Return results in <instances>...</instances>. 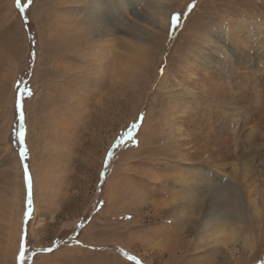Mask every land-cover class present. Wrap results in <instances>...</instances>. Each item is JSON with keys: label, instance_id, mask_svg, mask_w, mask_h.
<instances>
[{"label": "rangeland", "instance_id": "374dc122", "mask_svg": "<svg viewBox=\"0 0 264 264\" xmlns=\"http://www.w3.org/2000/svg\"><path fill=\"white\" fill-rule=\"evenodd\" d=\"M113 1L117 41L97 50L87 1L0 0V264H264V156L241 172L206 112L176 115L199 98L187 89L202 55L217 71L236 51L228 27L264 96V0ZM243 106L239 141L263 123ZM182 179L200 196L179 213ZM223 209L246 246L200 234Z\"/></svg>", "mask_w": 264, "mask_h": 264}, {"label": "bare ground", "instance_id": "6f19581e", "mask_svg": "<svg viewBox=\"0 0 264 264\" xmlns=\"http://www.w3.org/2000/svg\"><path fill=\"white\" fill-rule=\"evenodd\" d=\"M85 1H87L86 4H87L88 19H91L89 24H90V27L92 28L91 29L92 30L91 33L93 35L92 43L95 45V48L98 50V49H101L100 47L104 44H110V43H113V41H117L116 36H115V24L118 25L117 15L119 14V17L123 15L125 12L124 9L123 10L121 9L119 12H116L115 8L117 4L113 0H106L105 3H98L96 0H76V3L79 4ZM237 29L238 28L236 27L235 28L228 27L226 30V33H224V36L229 39V42H231L230 43L231 49L235 48L236 51L234 52L231 51L230 59L228 60L222 59V63L219 65V69L217 71L213 70L212 68L213 66H209L210 59L206 58L207 54L202 55L201 63H198L199 69L196 67H195L196 68L195 71L193 69L192 74L189 78L191 80V84L188 85L189 88L187 89V93L190 96L198 95L199 98H197L195 102H192V106L182 107L180 109L182 110L181 113L176 112V115H179V118H181L183 121L186 118V116H189L190 114L193 115L194 111L197 112V114H200V113L204 114L206 112L207 113L206 118L210 122L209 125L212 124L213 129L214 130L217 129L218 132H222L224 130V134L225 135L229 134L230 136V138L224 141L226 148H223V149H227V152L230 151L229 153L230 154L232 153L231 155H234L238 159H240L241 157L246 159V157L251 156L249 161L245 162V159H244L242 163H238V164H241L240 170L242 172L243 171L242 169L249 168L251 166V164L249 165L251 160L255 159L257 161V158L264 156V154H262L261 151L259 155H256L258 150L255 146L257 142H261L262 146H264V96H263V92L261 91L259 87V85L263 84V82L258 81V80L255 81V79L251 78V73H248V70H247L248 64L249 63L255 64V63H254V60L250 61L249 63L248 61H246L250 59V54L248 50L239 47L240 41L242 39L240 38L241 36L239 37L240 32L235 31ZM261 39L255 40L252 43V46H255L258 44L260 48L263 47L264 39L263 40ZM258 42H260V44ZM248 44L251 45L250 42ZM247 48L249 49L250 46ZM212 50L216 51V49L214 48ZM72 57H75V56L72 55L70 58ZM257 57L259 60L256 65H259L262 61H264V53L259 52ZM212 70L213 72L211 73ZM240 71H243V72H241L240 74ZM220 72L223 73L222 76H220ZM211 75H212V78L216 76L217 81L215 83H216L218 92L212 91L210 89L211 85L208 82H209ZM234 82L237 83L238 85L236 86ZM247 86H249V88ZM207 91H209L210 94H206ZM204 95L206 96L205 98H204ZM233 97L234 99L232 100ZM247 102H251L252 104H254L255 111L259 115L263 116V123L257 125L258 126L257 130L253 129V128H256V124H254L253 126H250V128H248L250 129L249 133L248 135H246L245 140L239 141V140H236L237 137L234 136L233 134L231 123L234 119L239 118L242 121V124H243L242 126L243 127L246 126L247 117L243 116L246 109L244 108V106L241 107V105ZM256 104H260V105L256 106ZM224 117H227L225 118L227 123L222 125V118ZM210 120H212V122ZM214 124H216L217 126H214ZM254 130L256 131L254 132ZM177 131H179V129H177ZM209 140L212 141L213 145H215V143L213 142L215 138L212 140L211 139ZM213 147L216 148L217 144L216 146H213ZM210 149H214V148H210ZM244 152H247V153L243 154ZM209 154L211 155L213 154V152ZM261 163L262 165H264V158L262 159ZM217 178H222L227 186L232 185L230 179L223 178L219 176L218 174H217ZM189 184H190V181L183 180L173 185L177 189V192L175 193L172 201L175 203V205L178 202L184 204V206L180 208L179 213H183L184 209L192 208L194 201L199 199V196H200L199 192L194 190L193 189L194 186H190ZM210 192H211V189L209 187L206 190L207 195ZM226 210L228 209L221 210V213L219 212L215 213L213 218L202 221L200 225V234H203L204 239L207 242V244L211 245V249H213V246H216V245H219V247L221 248L224 247V248L229 249L231 246H233L235 243L239 241L242 242V245L246 246V239L245 237L240 236L238 232L239 228L233 229L231 228V225H229L230 220H229V216L226 217V214H228ZM212 212H213V209H212Z\"/></svg>", "mask_w": 264, "mask_h": 264}, {"label": "snow or ice", "instance_id": "6c2138e0", "mask_svg": "<svg viewBox=\"0 0 264 264\" xmlns=\"http://www.w3.org/2000/svg\"><path fill=\"white\" fill-rule=\"evenodd\" d=\"M18 107H19V103H18ZM24 179L26 184H30V173L27 169H25L24 172ZM31 211H32V203H31V199L29 198V202L27 204V210L25 211L24 216L29 217L31 215Z\"/></svg>", "mask_w": 264, "mask_h": 264}]
</instances>
